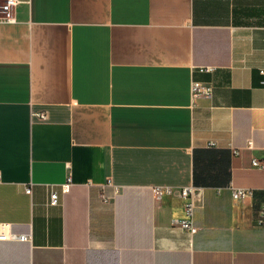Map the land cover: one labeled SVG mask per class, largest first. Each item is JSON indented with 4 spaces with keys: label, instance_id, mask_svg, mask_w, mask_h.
Returning <instances> with one entry per match:
<instances>
[{
    "label": "crops",
    "instance_id": "obj_1",
    "mask_svg": "<svg viewBox=\"0 0 264 264\" xmlns=\"http://www.w3.org/2000/svg\"><path fill=\"white\" fill-rule=\"evenodd\" d=\"M254 158L264 0H19L0 21V224L29 235L0 264H264Z\"/></svg>",
    "mask_w": 264,
    "mask_h": 264
},
{
    "label": "built area",
    "instance_id": "obj_2",
    "mask_svg": "<svg viewBox=\"0 0 264 264\" xmlns=\"http://www.w3.org/2000/svg\"><path fill=\"white\" fill-rule=\"evenodd\" d=\"M19 0H1L0 1V21L11 22L15 20V8L18 4ZM192 90V97H196L199 95L208 96L210 95V87L200 84L199 82H192L191 86ZM39 118H45V114L39 112L36 114ZM246 148H253L250 141L247 142ZM252 163L255 166H264V158L258 159L254 158ZM70 185V177L66 178V181L59 184V188L61 192H67L69 190ZM107 188H111V192H116L115 186L111 183L110 180H106L100 186V197L103 201H108L111 198L109 193H106L105 190ZM49 195H48V205H56L59 202L58 192L55 190L54 185H49ZM168 192L170 191L169 188H165ZM26 192H30V187H25ZM250 193V190L246 188H233L232 195L234 197H242L246 194ZM180 195L183 198V210H184V217L178 220H175L176 223L180 228L187 231L190 234L196 232L197 228L193 224V214L194 210L197 206L195 196H194V187L192 186H184L180 189ZM259 216L262 223H264V206L259 210ZM29 235L27 234H18L11 232L9 229H6L3 224H0V240H27Z\"/></svg>",
    "mask_w": 264,
    "mask_h": 264
},
{
    "label": "rangeland",
    "instance_id": "obj_3",
    "mask_svg": "<svg viewBox=\"0 0 264 264\" xmlns=\"http://www.w3.org/2000/svg\"><path fill=\"white\" fill-rule=\"evenodd\" d=\"M1 1V0H0Z\"/></svg>",
    "mask_w": 264,
    "mask_h": 264
}]
</instances>
